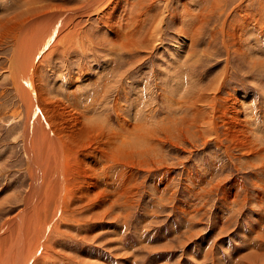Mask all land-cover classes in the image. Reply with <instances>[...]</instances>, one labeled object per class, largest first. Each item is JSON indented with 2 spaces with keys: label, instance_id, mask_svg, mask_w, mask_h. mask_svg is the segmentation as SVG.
Listing matches in <instances>:
<instances>
[{
  "label": "rangeland",
  "instance_id": "374dc122",
  "mask_svg": "<svg viewBox=\"0 0 264 264\" xmlns=\"http://www.w3.org/2000/svg\"><path fill=\"white\" fill-rule=\"evenodd\" d=\"M86 1L0 0V228L24 207L31 181L26 106L10 73L15 43L3 24L26 12L35 19L49 10L75 13ZM155 2L147 26L164 12L165 24L149 48L138 32L129 53L110 47L105 25L117 3L109 0L105 11L77 14L71 40L53 45L39 65L41 83L54 93L81 83L78 94L96 122L120 131L119 112L133 125L131 191L93 223L87 208L58 219L52 242L68 256L51 264H264V159L233 147L223 126L233 118L264 147V0Z\"/></svg>",
  "mask_w": 264,
  "mask_h": 264
},
{
  "label": "bare ground",
  "instance_id": "6f19581e",
  "mask_svg": "<svg viewBox=\"0 0 264 264\" xmlns=\"http://www.w3.org/2000/svg\"><path fill=\"white\" fill-rule=\"evenodd\" d=\"M108 1L88 0L80 4L75 13L62 14L63 11H60L58 15H53L49 10L41 15L42 12L39 11L41 19H38L39 16L37 19L33 18L37 14L28 15L26 12L24 17L21 15L20 21L21 16L19 19L17 16L9 19L14 20L9 27L3 24L4 35L13 34L15 43L16 54L11 60L10 73L18 94L26 106L23 141L31 181L24 207L8 218L0 228V264H45L46 262L51 264L54 260L65 259L68 254L57 250L62 246L53 243L51 237L52 228L55 227L58 219L66 216L73 218L75 214L87 208L96 214L88 219L93 223L120 207L121 196L131 191L130 163L134 159L132 156L134 143L132 144L131 141L130 132L133 125L129 123L130 120L117 112L120 121L125 122L121 125L120 131L105 126V123L100 121L96 122V116H89L90 104L84 99L81 100V95L78 94V89L82 87L81 83L73 82L66 93L61 87L60 92L56 90L58 93H54L51 90L53 88L43 85L39 79V65L50 48L53 45L65 48L64 46L71 40L73 34L72 31L69 32L71 20L76 19L77 14L105 11L109 7H103L101 10L100 7L107 5ZM154 2L155 0H134L133 3H128V8H125L121 2L110 0V4L117 3V5L111 12L110 25H105V27L109 26L105 31L108 39L103 38L110 43L111 48L116 49V52L127 50L129 53L132 48L131 42L135 41V38L131 37L136 32L143 34L141 37L145 40L141 42H144L146 47L151 45V40L161 37L159 35L165 24V12L159 17L155 15L157 22H153V19L147 26L149 13L155 6ZM132 8L135 13L137 12L136 18H139L137 21L142 28L139 31L132 30L134 19ZM16 17L18 20H15ZM32 25L40 27L28 34L27 30ZM136 26L138 28V25ZM19 29L21 31H18ZM72 36L79 38L77 34ZM116 68L119 69V66ZM64 86L66 88V85ZM96 99H91L94 106ZM117 103L116 100L115 108ZM234 124L235 120L230 118L227 124L223 125L230 134L228 136L233 142L232 146L245 149L248 153L257 154L264 159V147H261L255 138L256 141L252 138L254 140L252 142L251 137L246 136L247 132L236 129ZM219 126L208 125L209 129L214 131H217ZM216 134L215 137H218V133ZM143 137L142 135V139ZM144 144L143 141V145L140 146ZM143 149L149 151L148 148ZM139 151L136 155L142 157L143 152ZM76 221L81 222L78 217ZM258 257L261 258L260 255L256 256ZM86 259L87 263L91 262L90 258Z\"/></svg>",
  "mask_w": 264,
  "mask_h": 264
}]
</instances>
